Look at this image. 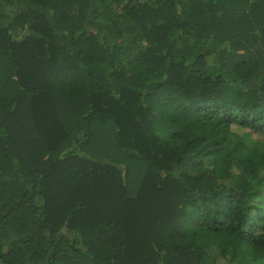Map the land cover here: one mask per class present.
<instances>
[{"label":"trees","instance_id":"1","mask_svg":"<svg viewBox=\"0 0 264 264\" xmlns=\"http://www.w3.org/2000/svg\"><path fill=\"white\" fill-rule=\"evenodd\" d=\"M0 264H264V0H0Z\"/></svg>","mask_w":264,"mask_h":264}]
</instances>
